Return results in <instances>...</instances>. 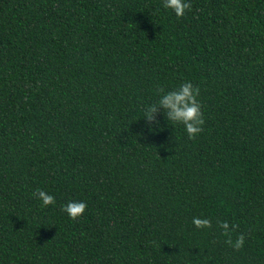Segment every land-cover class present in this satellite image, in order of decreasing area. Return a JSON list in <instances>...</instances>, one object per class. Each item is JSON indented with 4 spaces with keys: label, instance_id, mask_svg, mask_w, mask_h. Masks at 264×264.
Returning a JSON list of instances; mask_svg holds the SVG:
<instances>
[{
    "label": "trees",
    "instance_id": "16d2710c",
    "mask_svg": "<svg viewBox=\"0 0 264 264\" xmlns=\"http://www.w3.org/2000/svg\"><path fill=\"white\" fill-rule=\"evenodd\" d=\"M189 4L0 0V264H264V0ZM185 81L202 131L149 130Z\"/></svg>",
    "mask_w": 264,
    "mask_h": 264
},
{
    "label": "clouds",
    "instance_id": "9594fccd",
    "mask_svg": "<svg viewBox=\"0 0 264 264\" xmlns=\"http://www.w3.org/2000/svg\"><path fill=\"white\" fill-rule=\"evenodd\" d=\"M190 7L189 0H163V8L171 10L177 17L185 14L186 9ZM199 89L193 87L191 81H185L175 90L164 91L163 89L158 94V99L146 106L141 117L145 118L149 126L159 127V121L156 120V112L158 109L163 110L164 119L172 127L177 124H182L185 133L189 138H194L201 131V125L204 123L201 113V106L197 100ZM34 198L38 199L41 206L54 205L55 197L50 193L37 189L33 193ZM87 205L84 201L70 200L62 205L63 212L69 219H77L85 212ZM192 223L200 228L207 227L209 221L207 219L193 218ZM224 229H228V224L221 225ZM244 237L239 236L234 242H228L235 248H240L243 244Z\"/></svg>",
    "mask_w": 264,
    "mask_h": 264
}]
</instances>
